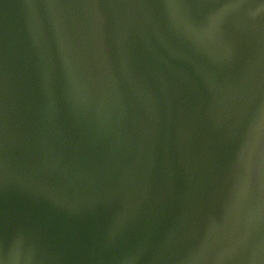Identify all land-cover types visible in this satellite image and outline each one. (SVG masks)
I'll return each instance as SVG.
<instances>
[{"label":"water","instance_id":"1","mask_svg":"<svg viewBox=\"0 0 264 264\" xmlns=\"http://www.w3.org/2000/svg\"><path fill=\"white\" fill-rule=\"evenodd\" d=\"M0 264H264V0H0Z\"/></svg>","mask_w":264,"mask_h":264}]
</instances>
